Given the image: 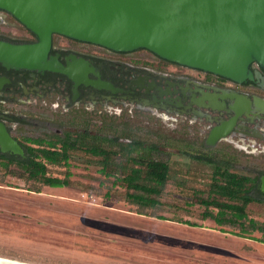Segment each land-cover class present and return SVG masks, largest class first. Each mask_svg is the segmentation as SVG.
I'll return each instance as SVG.
<instances>
[{
    "label": "rangeland",
    "instance_id": "rangeland-1",
    "mask_svg": "<svg viewBox=\"0 0 264 264\" xmlns=\"http://www.w3.org/2000/svg\"><path fill=\"white\" fill-rule=\"evenodd\" d=\"M60 118L62 130L86 134L85 146L109 150V164L103 168L101 156L74 150L70 184L63 187L28 181L18 166L0 164V258L25 264H264V243L203 218L204 207L191 203L196 191L207 193L213 170L196 155L229 160L231 171L251 176L264 169L263 156L225 141L207 146L187 122L166 123L149 113L86 114L74 124ZM128 149L169 164L155 205L128 200L126 185L115 179L133 166ZM66 170L48 165L47 174L62 177ZM248 212L264 222V202L249 204Z\"/></svg>",
    "mask_w": 264,
    "mask_h": 264
},
{
    "label": "flooded vegetation",
    "instance_id": "flooded-vegetation-1",
    "mask_svg": "<svg viewBox=\"0 0 264 264\" xmlns=\"http://www.w3.org/2000/svg\"><path fill=\"white\" fill-rule=\"evenodd\" d=\"M0 40L31 44L37 38L0 9ZM48 59L62 71L0 63V123L22 148L36 145L31 139L53 143L70 131L62 130L60 116L74 124L86 114L96 118L102 113L141 112L166 123L187 122L207 146L225 141L264 158V69L256 62L249 66L250 77L234 81L171 62L145 48L117 51L60 34L52 35ZM215 129L223 135L207 144ZM29 130L43 134H25ZM17 156L25 158V150ZM263 175L264 169L255 193L264 199Z\"/></svg>",
    "mask_w": 264,
    "mask_h": 264
},
{
    "label": "water",
    "instance_id": "water-1",
    "mask_svg": "<svg viewBox=\"0 0 264 264\" xmlns=\"http://www.w3.org/2000/svg\"><path fill=\"white\" fill-rule=\"evenodd\" d=\"M0 9L37 38L0 40L6 67L61 70L48 59L52 35L60 34L117 51L145 48L234 81L250 77L253 62L264 69V0H0ZM222 135L215 129L206 143ZM0 151L24 155L2 123ZM260 185L264 193V175Z\"/></svg>",
    "mask_w": 264,
    "mask_h": 264
},
{
    "label": "trees",
    "instance_id": "trees-1",
    "mask_svg": "<svg viewBox=\"0 0 264 264\" xmlns=\"http://www.w3.org/2000/svg\"><path fill=\"white\" fill-rule=\"evenodd\" d=\"M85 133L70 131L58 137L55 142L44 144L40 139H31L36 145H22L26 157L11 153L0 152V164L6 169L10 165L18 166L28 181H38L51 187H63L70 184L71 171L70 154L77 149L101 156L103 168L110 161V151L97 146H85ZM138 145V142H134ZM133 144V145H134ZM129 146L132 143L128 144ZM133 149V148H132ZM138 156V157H137ZM127 157L133 163L129 171L121 177L127 187V199L142 205H155L157 196L161 194L168 179L170 167L167 161L156 159L152 156L132 155L127 150ZM198 159L205 160L213 165L211 183L207 193L196 191L191 203H198L204 207L203 218H211L218 225L230 224L239 229L237 235L255 239L264 243V236L257 238L252 233L258 231L264 235V222L251 217L248 205L253 202L263 203L264 199L254 194L257 191L258 176L238 174L231 171L229 160H215L211 156L196 155ZM48 165H63L67 168L62 177L47 174ZM40 191V190H36ZM160 218H162L160 216ZM181 221V220H180ZM191 226L198 224L190 221H181Z\"/></svg>",
    "mask_w": 264,
    "mask_h": 264
},
{
    "label": "bare ground",
    "instance_id": "bare-ground-1",
    "mask_svg": "<svg viewBox=\"0 0 264 264\" xmlns=\"http://www.w3.org/2000/svg\"><path fill=\"white\" fill-rule=\"evenodd\" d=\"M0 263H3V264H25V263L14 262V261L2 259V258H0Z\"/></svg>",
    "mask_w": 264,
    "mask_h": 264
}]
</instances>
